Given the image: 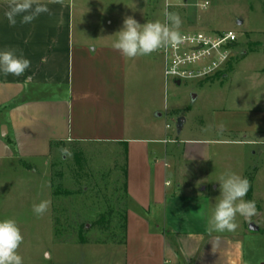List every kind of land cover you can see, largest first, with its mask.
I'll list each match as a JSON object with an SVG mask.
<instances>
[{"label":"rangeland","instance_id":"1","mask_svg":"<svg viewBox=\"0 0 264 264\" xmlns=\"http://www.w3.org/2000/svg\"><path fill=\"white\" fill-rule=\"evenodd\" d=\"M67 1L74 8L73 34L85 35L93 45L102 39L113 44L126 16L141 24L163 22L165 3L179 14L180 32L236 34L226 68L207 81H167L163 57L150 55L157 72L151 92L157 142L151 146L188 182L202 180L209 191L216 187V203L223 172L230 169L248 179L244 199L255 201L256 214L237 215L236 230L219 234L241 238L246 264H264V232L249 230L253 223L264 231V0ZM180 118L185 124L178 133ZM60 148L71 155L62 156ZM124 150L117 143L68 142L56 143L44 158L0 160V220L11 218L19 225L23 264H125ZM42 200L51 204L38 217L32 205Z\"/></svg>","mask_w":264,"mask_h":264},{"label":"crops","instance_id":"2","mask_svg":"<svg viewBox=\"0 0 264 264\" xmlns=\"http://www.w3.org/2000/svg\"><path fill=\"white\" fill-rule=\"evenodd\" d=\"M39 2L53 15L31 24L17 17L11 26L0 0V50L22 49L31 61L22 76L0 73V160L44 158L56 143L123 144L125 264H246L240 237L207 231L217 188L188 182L151 146L157 142L154 59L125 58L108 39L93 45L73 34L72 3Z\"/></svg>","mask_w":264,"mask_h":264},{"label":"clouds","instance_id":"3","mask_svg":"<svg viewBox=\"0 0 264 264\" xmlns=\"http://www.w3.org/2000/svg\"><path fill=\"white\" fill-rule=\"evenodd\" d=\"M52 3L63 4L64 0H51ZM7 10L4 15L11 26L17 24L20 17L21 24H31L41 14L53 15L46 4L39 0H6ZM165 3L164 21H149L139 23L132 16H126L123 27L116 33L117 39L112 47L125 58L149 56L169 46H177L182 42L180 28L182 20L178 13L170 12ZM31 61L25 58L23 50L6 48L0 50V73L4 76H22L30 68ZM220 131L224 126H219ZM207 130V129H205ZM61 155H71L70 149L60 148ZM220 196L207 218L206 227L209 234L213 232H233L238 227L237 215L250 219L256 214L255 201L245 200L250 183L247 178L232 170H226L218 178ZM49 200H42L32 205V211L38 217L43 216L50 208ZM24 237L14 219L0 220V264H23V257L18 250Z\"/></svg>","mask_w":264,"mask_h":264},{"label":"built area","instance_id":"4","mask_svg":"<svg viewBox=\"0 0 264 264\" xmlns=\"http://www.w3.org/2000/svg\"><path fill=\"white\" fill-rule=\"evenodd\" d=\"M174 4L187 0H171ZM205 3L204 8L208 6ZM182 42L159 50L164 59V75L173 83L183 80L207 81L221 73L231 56V46L237 41L234 32H181Z\"/></svg>","mask_w":264,"mask_h":264},{"label":"water","instance_id":"5","mask_svg":"<svg viewBox=\"0 0 264 264\" xmlns=\"http://www.w3.org/2000/svg\"><path fill=\"white\" fill-rule=\"evenodd\" d=\"M238 25H240V26L243 25V22L242 21H238ZM176 84L177 85H180L181 83L180 82H177ZM184 124H185V119L184 118H180L178 120V123H177V131H178V133H181L182 132V129L184 127ZM249 230L251 232H260L261 231V229L258 226H256L255 224H253V223H251L249 225Z\"/></svg>","mask_w":264,"mask_h":264},{"label":"trees","instance_id":"6","mask_svg":"<svg viewBox=\"0 0 264 264\" xmlns=\"http://www.w3.org/2000/svg\"><path fill=\"white\" fill-rule=\"evenodd\" d=\"M220 74V73H219ZM127 152L126 150L124 151V169H123V176H124V190H125V193H126V184H125V178H126V175H127V171H126V160H127ZM124 229L126 230V217L124 219V225H123ZM260 232H264V231H260Z\"/></svg>","mask_w":264,"mask_h":264}]
</instances>
